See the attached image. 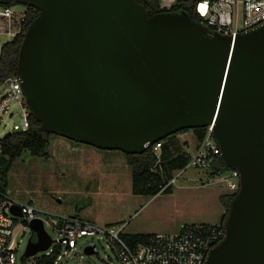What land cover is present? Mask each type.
Instances as JSON below:
<instances>
[{"label":"water","instance_id":"95a60500","mask_svg":"<svg viewBox=\"0 0 264 264\" xmlns=\"http://www.w3.org/2000/svg\"><path fill=\"white\" fill-rule=\"evenodd\" d=\"M17 5L39 11L17 76L43 130L135 155L212 127L240 190L224 219L226 237L206 264H264V25L233 41L185 13L148 17L136 0H0ZM11 212L21 216L17 205ZM29 228L36 241L25 259L52 245L42 222Z\"/></svg>","mask_w":264,"mask_h":264},{"label":"rangeland","instance_id":"374dc122","mask_svg":"<svg viewBox=\"0 0 264 264\" xmlns=\"http://www.w3.org/2000/svg\"><path fill=\"white\" fill-rule=\"evenodd\" d=\"M13 7L16 12L23 11L25 14L24 6ZM13 20L15 17L11 21ZM11 40L10 36L0 35V49ZM19 123L20 112L17 104L13 103L11 112L3 117L0 138L14 133V127ZM60 140V137L51 140L49 159L25 152L13 162L8 174V191L15 202L31 203L54 216L77 215L83 220L95 221L101 225L126 224L124 237L139 233L174 235L182 225H215L226 214L220 196L227 195L228 190L222 185H206L208 175L205 171H185L176 180L171 196H135L131 191V169L127 166L123 153L87 147L91 156H84L77 151L67 152L59 145ZM174 141L181 150H184L185 144H189L185 150L188 153H193L197 143L192 132H188L184 138L176 136ZM100 158H104L103 164H99ZM85 163L94 164L82 166ZM111 165L114 167L111 168ZM87 168L88 179L83 175ZM15 233L19 243L17 259L22 261L29 240L32 238L35 241L36 237L29 226L24 225L19 226ZM50 235L53 239L56 238L51 231ZM85 244L86 240L80 243L78 254L71 260V264H114L112 253L104 244L97 245V254L92 256L84 254L82 248ZM44 255L45 253H40L25 261L34 264Z\"/></svg>","mask_w":264,"mask_h":264},{"label":"built area","instance_id":"2783aa9c","mask_svg":"<svg viewBox=\"0 0 264 264\" xmlns=\"http://www.w3.org/2000/svg\"><path fill=\"white\" fill-rule=\"evenodd\" d=\"M176 0H162L161 7L170 9ZM195 12L201 24L213 32L231 37L233 41L240 35L264 25V0H199ZM14 7H1L0 18L11 21ZM24 18V16H23ZM16 103L20 112V123L14 127L15 132H27L30 129V108L21 87L18 76L10 77L0 86V126L3 117L11 112ZM204 139L197 144L186 167L175 173L167 184L174 186L176 180L187 170L207 172L206 185H222L228 190L227 196L236 195L240 190V174L235 170L214 172L213 164L220 158V150L213 138L212 127L206 128ZM161 144L152 149L161 162ZM17 205L21 216H15L11 208ZM33 221H40L48 235H56L46 256L56 254L55 264H71L77 256L78 247L86 255L88 248L97 254V245H105L112 253L114 264H206L210 253L226 237L223 222L212 224L182 225L177 234H156L146 243L129 244L123 235L126 224L101 225L77 217L54 216L45 210L34 207L31 203L20 204L10 198L9 193L0 198V264H23L17 259L19 243L15 230L19 226L28 227ZM36 241V240H35ZM91 255V256H92ZM87 256V255H86ZM28 264V263H27Z\"/></svg>","mask_w":264,"mask_h":264},{"label":"trees","instance_id":"16d2710c","mask_svg":"<svg viewBox=\"0 0 264 264\" xmlns=\"http://www.w3.org/2000/svg\"><path fill=\"white\" fill-rule=\"evenodd\" d=\"M199 0H176L170 9L161 7L162 0H136L146 11L148 17H152L162 13H185L194 21L201 22L195 12V5ZM13 7V6H0ZM24 20L21 29L15 37L5 43L0 50V86L10 77H16L18 72V57L23 42L24 34L29 25L38 17L39 11L33 7H25ZM192 132L195 136L197 144H199L207 132V129L185 130L180 134ZM178 135V134H177ZM177 135H173L165 140H161L156 144H161L162 155L161 162L155 156L152 149L142 154L125 155L127 165L132 173V194L135 196L156 197L159 194H171L173 186L166 188L167 184L173 179L176 172L184 169L189 162V154L181 150L174 139ZM58 137L54 134H48L36 120L30 116V129L27 132H14L10 135L0 138V198L8 192L9 179L8 174L11 165L25 152H29L32 156L49 159L48 151L52 139ZM72 142V141H71ZM75 145H80L72 142ZM212 170L216 173L226 172L227 169L222 164L220 158H217L213 164ZM233 196H220V202L225 209L224 218L227 215L229 205ZM153 235H133L124 237L129 244L146 243ZM57 255L42 256L37 259L34 264H55ZM23 264H27L23 260Z\"/></svg>","mask_w":264,"mask_h":264},{"label":"crops","instance_id":"0c3cea01","mask_svg":"<svg viewBox=\"0 0 264 264\" xmlns=\"http://www.w3.org/2000/svg\"><path fill=\"white\" fill-rule=\"evenodd\" d=\"M1 8V7H0ZM14 12L15 13H17V16H14L15 17V20H13V21H5L4 19H2V18H0V35H6V36H10L12 39L15 37V35L16 34H18L19 33V31H20V29H21V24H22V22H23V20H24V18H23V16H24V14H23V11L22 12H16L15 11V9H14ZM16 15V14H15ZM12 24V25H11ZM1 50V49H0ZM187 135V133H184V134H178L177 136L178 137H185ZM61 138V140H60V143H59V145L60 146H62L63 147V149L65 148L66 150H67V152H68V150H71L73 153H74V151H77V152H79V153H82L84 156H91V154H90V152H89V150H88V148L87 147H90V146H86V145H75V144H73L71 141H69V140H63L64 138H62V137H60ZM67 141V142H66ZM185 143H187L186 141H185ZM187 147H189V144H185L184 145V151L186 150V148ZM197 147V143H196V145H195V147H194V150H195V148ZM62 149V150H63ZM95 149V148H94ZM193 150V151H194ZM99 151V150H98ZM66 155H68V154H66ZM123 158H125L124 156H123ZM97 161H99L98 159H96ZM104 158H100V161H99V164H103L104 163ZM111 162V161H110ZM127 163V162H126ZM92 164H94V163H89V165L87 164L86 165V163L83 165L82 164V166H91ZM128 166V165H127ZM114 167V165H111V168H113ZM129 167V166H128ZM88 174H89V172H88V168L87 169H84V172H83V175H85V177L88 179ZM118 177V176H117ZM129 178H131V174L129 175ZM117 180H118V178H117ZM131 191H132V189H131ZM7 193H9V191L7 192ZM173 194V191H172V193L171 194H168V196H171ZM162 195H166V194H159V195H157L156 197H158V196H162ZM223 196V195H222ZM227 196V195H226ZM149 198H151V197H149ZM152 198H155V197H152ZM69 217H77V218H80L79 216H77V215H75V216H69ZM81 219V218H80ZM91 222H95V221H91ZM221 222V221H220ZM116 224V223H115ZM118 224V223H117ZM139 235H153V234H151V233H139ZM155 235V234H154Z\"/></svg>","mask_w":264,"mask_h":264},{"label":"flooded vegetation","instance_id":"af4514ba","mask_svg":"<svg viewBox=\"0 0 264 264\" xmlns=\"http://www.w3.org/2000/svg\"><path fill=\"white\" fill-rule=\"evenodd\" d=\"M224 219H225V218H223L221 222H223V223H224Z\"/></svg>","mask_w":264,"mask_h":264}]
</instances>
